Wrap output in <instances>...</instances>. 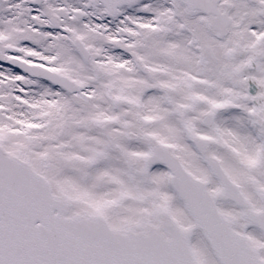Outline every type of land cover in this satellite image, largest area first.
Segmentation results:
<instances>
[{
  "label": "snow or ice",
  "instance_id": "snow-or-ice-1",
  "mask_svg": "<svg viewBox=\"0 0 264 264\" xmlns=\"http://www.w3.org/2000/svg\"><path fill=\"white\" fill-rule=\"evenodd\" d=\"M0 264H264V0H0Z\"/></svg>",
  "mask_w": 264,
  "mask_h": 264
}]
</instances>
